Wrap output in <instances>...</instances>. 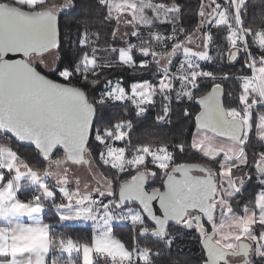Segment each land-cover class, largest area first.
<instances>
[{
    "label": "trees",
    "instance_id": "16d2710c",
    "mask_svg": "<svg viewBox=\"0 0 264 264\" xmlns=\"http://www.w3.org/2000/svg\"><path fill=\"white\" fill-rule=\"evenodd\" d=\"M109 1L111 2V0H47L34 9L21 7L28 11H40L50 10L55 6L62 8V3H69L65 10L58 8L59 46L56 51L55 68L49 73L40 66L35 68L56 82L81 89L89 103L95 107L96 117L86 150L91 155L98 156L104 145L94 136L102 134L103 131L117 133L118 128L124 126L127 139L114 142L121 149L126 148L124 150L130 154L129 157L145 148H165L170 155L173 168L195 165L208 169L210 173L218 174L220 159H209L192 145V137L196 129L195 116L199 112L196 100L204 96L213 86L219 85L224 91L223 107L226 112L233 108L234 104H239V98L242 96L240 79L251 76L246 63V54L242 53L238 57L236 52L235 57L232 58L233 53L228 57L229 28L201 23L199 11L204 0H128L135 4L147 2L153 9L156 6L167 9L159 12H163L160 16L162 20L155 16L150 18L146 14L149 23L135 26V34L129 36L127 41H118L114 37L116 15L113 14ZM210 2L216 8L226 9L238 15L249 57L256 62L264 63V47H261L257 40V37H264V0H247L239 12H237L236 0H210ZM0 4L15 6L9 0H0ZM147 12H152V9H147ZM196 30L210 38L208 59L200 66L203 78L196 80L192 94L188 97L182 91L183 86L178 83L180 79L174 81L171 89H160L162 73L156 72L157 56L167 54ZM127 48L131 62L137 66L131 67L119 61V51ZM84 56L89 57L88 66L91 68L81 64ZM170 71L175 72L174 66ZM116 81L126 92H129L135 84H149L153 96L151 102L143 107L142 113L135 111L130 99L124 103L105 102L102 92L106 84ZM2 136L0 134V137ZM7 143L11 145V150L25 168L36 174L44 172L42 169L45 163L35 149L20 146L9 137ZM244 146L249 163L255 160L256 155L261 157L260 165L252 169L261 176L264 175V142L251 138ZM239 169L241 167L233 169L231 173L234 176L240 175ZM252 169H242L250 174L251 179L235 196V203L239 206L252 207L255 204L259 192L258 178L254 177ZM159 172L158 174H161ZM137 174L140 173L131 171L120 174L119 185ZM166 177L167 174L159 176V182L152 190H161ZM46 215L49 222L54 220L52 214L47 212ZM180 224L169 226L162 235L154 234L155 228L147 221L145 225H115L112 227V235L126 251L130 253L143 251L147 254L146 260L137 258L136 261L125 264H204L206 256L200 236H207V230L212 233V229L202 222L205 233L201 235L197 226L185 227ZM60 228L51 227L52 239L61 242L72 239L77 242L74 234H65ZM146 229L148 232L144 233L143 230ZM83 233L81 235L78 233L80 239L86 236ZM87 236L89 238V233ZM93 264L123 263L111 262L107 257L97 255ZM250 264H264V259L256 257Z\"/></svg>",
    "mask_w": 264,
    "mask_h": 264
},
{
    "label": "rangeland",
    "instance_id": "374dc122",
    "mask_svg": "<svg viewBox=\"0 0 264 264\" xmlns=\"http://www.w3.org/2000/svg\"><path fill=\"white\" fill-rule=\"evenodd\" d=\"M109 4L113 14L116 15L114 37L118 41H127L129 36L135 34V26L149 23L150 20L146 14L150 18L155 16L162 20L160 16L163 12H159L167 9V7L162 6H156L153 9L147 2L135 4L128 0H111ZM61 6L62 8L58 7L59 10H65L69 3H62ZM147 9H152V12H147ZM199 17L204 25L211 23L213 26H227L229 28L230 49L228 57L230 53L234 52L238 53V57L242 53L246 54V63L251 71V76L240 79L242 96L239 98V104H234V107L227 111L229 117L243 120L245 129L242 144L240 145L233 139L217 137L200 129H195L192 137L193 147L201 154L209 159H220L219 173H211L217 182V193L214 201L216 212L212 222V231L215 233L213 242L239 256H230L227 259L230 264L244 260L239 255L242 248L239 246V242L248 243L251 246L250 264L256 257L264 259V175L261 176L252 169L256 165H260L261 157L256 155L257 159L255 158L253 162L249 163L244 145L251 138L264 142V64L249 57L237 14L230 13L226 9L216 8L210 0H204L200 7ZM257 40L258 44L264 47V37H257ZM209 41L208 36H204L199 30H196L185 41L175 45L167 54L157 56L156 72L162 73L160 89L167 88L169 90L174 81L180 79L178 83L183 86L182 91L187 97L190 96L196 80L203 78L200 66L208 59ZM86 59L90 62L89 57ZM56 61V51L38 57L31 56L29 59L30 64L40 66L47 73L53 71ZM119 61L131 67L137 66L131 62L128 48L119 51ZM173 66L174 73L170 71ZM88 68L91 67L88 66ZM152 96L153 92L147 83L135 84L129 92H126L118 81L110 82L106 84L102 92V98L108 103H124L130 99L138 113L143 112V107L151 102ZM120 127L117 133L103 131L102 134L94 136L104 145V148L96 157L86 150L87 165L71 164L65 160L62 153L58 152L52 160L44 161L45 166L42 169L44 172L41 174L44 175L48 171L50 176L46 177V187L44 188L45 180L33 182L35 184L33 187L40 189L43 193L42 200L45 202L43 207H46L48 213L53 209H50L49 203H60L61 200L65 201L68 198L67 206H64L67 207V211H64V222L68 225L89 227L86 236L81 237L84 240L81 245V264H91L93 251L98 256H106L111 262L125 264L134 262L137 258H141L142 261L146 260L147 254L145 252L130 253L126 251L122 244L113 238L109 232L110 227L115 225H145L146 223L137 206L122 205L117 200L119 175L131 171L143 173L150 182L148 189L149 187L152 189L157 186L159 176L172 174L173 165L165 148H145L136 151L129 157L130 154L124 150L126 148L121 149L114 142L123 138L127 139L124 126L123 128ZM8 144L7 141L4 142V145ZM239 167H241L239 169L241 174L234 176L231 171ZM244 168H251L254 171V177L258 178L259 192L252 207H243L235 203V196L251 179L248 172L242 171ZM158 171L162 175L158 174ZM62 197H65L64 200ZM60 207H63V204ZM60 207L57 208L58 211ZM87 227L84 229L86 230ZM196 231L198 232L197 228ZM143 232L147 233L148 231L146 229ZM210 233L211 231L207 230V236ZM204 236H200V240L203 241ZM62 237L64 238V236ZM71 241V239H66L60 244L61 251L68 252L67 261H70L68 250L73 243ZM76 252L79 253V250Z\"/></svg>",
    "mask_w": 264,
    "mask_h": 264
},
{
    "label": "water",
    "instance_id": "95a60500",
    "mask_svg": "<svg viewBox=\"0 0 264 264\" xmlns=\"http://www.w3.org/2000/svg\"><path fill=\"white\" fill-rule=\"evenodd\" d=\"M58 24V15L50 10L28 11L0 4V134L35 149L43 161L62 152L67 162L87 165L85 151L96 117L95 107L81 89L56 82L29 63L31 56L57 51ZM235 55L236 52L232 58ZM223 96V88L215 85L196 100L199 112L195 127L241 145L244 124L227 115ZM149 183L143 173L137 174L119 185L117 200L122 205L137 206L155 228L154 234L162 235L169 226L180 223L197 226L201 235L205 233L202 222L213 229L217 182L208 169L177 166L165 178L161 190L148 189ZM189 213L195 216L189 217ZM214 238L212 232L201 243L204 264H230V256L239 257L216 245ZM51 244L57 247L58 240L53 239ZM239 246L244 260L235 264H248L251 247L243 241Z\"/></svg>",
    "mask_w": 264,
    "mask_h": 264
},
{
    "label": "crops",
    "instance_id": "0c3cea01",
    "mask_svg": "<svg viewBox=\"0 0 264 264\" xmlns=\"http://www.w3.org/2000/svg\"><path fill=\"white\" fill-rule=\"evenodd\" d=\"M9 1L20 8L34 9L46 3L47 0ZM50 11L57 14L58 7L55 6ZM0 153V264H81V245L84 240L78 237V233L86 234L89 227L68 225L64 222V211H67V207L64 206H67L68 198L65 201L61 200L60 203H49L50 209L53 208L50 213L54 217V220L49 222L46 207L31 202L28 197L32 191H40L33 187L35 185L33 182L45 180L44 188L46 187V177H50L48 171L44 175L29 171L18 160L10 146L1 142ZM62 198L64 200L65 197ZM69 202L71 203L70 200ZM62 204L63 207H60ZM58 207H60L59 211ZM55 226L61 227L60 230L70 235H75L77 242L71 239L73 243L68 250L70 261L66 260L68 252L61 251V240L58 241L57 247L51 244L53 239L50 229ZM112 227L109 229L110 234H112ZM78 250L79 253H75ZM97 255L94 251L92 252L91 264Z\"/></svg>",
    "mask_w": 264,
    "mask_h": 264
},
{
    "label": "built area",
    "instance_id": "2783aa9c",
    "mask_svg": "<svg viewBox=\"0 0 264 264\" xmlns=\"http://www.w3.org/2000/svg\"><path fill=\"white\" fill-rule=\"evenodd\" d=\"M236 1H237V9L239 11L240 8L242 7V5L244 4V2L247 0H236ZM88 62H89V60L86 59V57H83L81 64L84 67L88 68V64H89ZM5 141H7V137H5V136L0 137V142L4 143ZM42 195H43V193L41 191H32L31 193H29L28 197H29L31 202H35L38 204H42V202H43V204H42V206H43V205H45V202L42 200ZM53 264H56V263H53Z\"/></svg>",
    "mask_w": 264,
    "mask_h": 264
},
{
    "label": "flooded vegetation",
    "instance_id": "af4514ba",
    "mask_svg": "<svg viewBox=\"0 0 264 264\" xmlns=\"http://www.w3.org/2000/svg\"><path fill=\"white\" fill-rule=\"evenodd\" d=\"M215 201V198H214V200H213V202ZM189 217H194L195 216V214L194 213H189V215H188ZM187 221V220H186ZM251 247V246H250ZM248 260H249V256H248ZM228 261V260H227ZM229 262V261H228Z\"/></svg>",
    "mask_w": 264,
    "mask_h": 264
}]
</instances>
